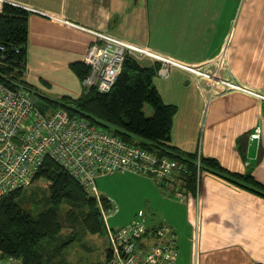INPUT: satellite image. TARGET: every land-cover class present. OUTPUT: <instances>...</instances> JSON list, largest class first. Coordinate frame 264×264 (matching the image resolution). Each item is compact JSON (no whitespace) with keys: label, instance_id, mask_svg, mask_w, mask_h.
Segmentation results:
<instances>
[{"label":"crops","instance_id":"1","mask_svg":"<svg viewBox=\"0 0 264 264\" xmlns=\"http://www.w3.org/2000/svg\"><path fill=\"white\" fill-rule=\"evenodd\" d=\"M15 2L28 12L22 78L40 97L81 95L84 85L72 63L83 62L95 32L211 70L222 59L221 72L232 75L235 86L210 100L187 71L153 76L162 101L175 106L169 143L179 153L213 157L230 172L250 173L264 185V0ZM257 127L259 136L251 138ZM196 179L183 200L161 201L157 192L163 211L141 214L149 226L172 227L175 264H264V196L209 171Z\"/></svg>","mask_w":264,"mask_h":264},{"label":"built area","instance_id":"2","mask_svg":"<svg viewBox=\"0 0 264 264\" xmlns=\"http://www.w3.org/2000/svg\"><path fill=\"white\" fill-rule=\"evenodd\" d=\"M7 3L26 9L15 0H0V12ZM3 50L0 44V52ZM127 57L156 61V75L162 78L168 77L173 68L189 72L207 100L233 88V78L227 75V78L218 77L217 82L224 65L222 59L211 70L206 63L193 64L163 56L148 46L103 32H95L83 57L89 68L82 79L84 87H94L100 92L110 90ZM3 62L4 58L0 57V64ZM0 75L9 81L0 79V197L32 184L47 158L62 166L97 199L96 177L116 172L153 176L176 190L180 200L186 197L183 176L188 171L186 162L127 142L106 127L64 108L41 110L31 88L7 78L6 73ZM227 82L233 83L230 88L220 86ZM259 131L257 127L250 137L257 138ZM200 157L197 154L194 159L197 168ZM200 172L197 169V176ZM106 218L104 214V222ZM107 238L111 255L104 264H175L177 239L167 223L149 226L145 217L138 215L118 228L107 225ZM0 264L23 263L0 251Z\"/></svg>","mask_w":264,"mask_h":264},{"label":"trees","instance_id":"3","mask_svg":"<svg viewBox=\"0 0 264 264\" xmlns=\"http://www.w3.org/2000/svg\"><path fill=\"white\" fill-rule=\"evenodd\" d=\"M27 15L23 7L8 3L0 12V44L4 48L0 52V57L4 58L0 73H6L7 78L24 85L22 72L26 62ZM157 67V62L142 65L137 59L127 57L117 80L106 92L84 87L78 97L59 100L34 94L41 110L64 108L71 114L106 127L127 142L186 162L188 171L183 176L186 185L193 189L199 169L218 174L264 196V185L252 174L230 172L213 157L201 156L200 167L197 168L194 162L197 153H179L169 143L175 106L164 103L153 86ZM72 68L81 79L89 70L84 62H74ZM30 90L33 91L32 88ZM144 104L152 108L149 117L143 112ZM38 178L45 179L46 191L28 198L29 206L27 202L22 204L18 201L22 189L0 197V251L6 256L21 259L23 264H67L54 258L57 251L78 240L83 233L107 234L108 223L101 218L95 196L52 159L45 160ZM102 205L104 209L108 208L110 202L102 198ZM105 255L107 260L111 255L109 248Z\"/></svg>","mask_w":264,"mask_h":264},{"label":"rangeland","instance_id":"4","mask_svg":"<svg viewBox=\"0 0 264 264\" xmlns=\"http://www.w3.org/2000/svg\"><path fill=\"white\" fill-rule=\"evenodd\" d=\"M224 63L226 65V62ZM228 76L233 78L232 75ZM218 77L227 78L221 71L217 76V82L219 83ZM231 84L233 83L227 82L220 86L224 85V88H227L229 85L230 88ZM233 86H235V84H233ZM50 108L57 109L60 107ZM143 112L146 116H151V106L149 104H144ZM95 181L99 192L98 199L95 197L97 207L100 210L102 220L103 215H107V223L111 227H120L133 216L141 215L148 210L149 213L153 215H157L159 211H163L164 203L162 204V202L156 201L159 197L157 192L160 196H163L160 198L161 201H172V199L177 201L180 200V198L177 197L176 190H172L167 185L160 182L159 179L146 174L116 172L98 175ZM43 191H46L45 179H35L32 184L22 189V194L18 198V201L24 204L27 202L28 198H31V196H34L38 192L44 194L45 192ZM102 198L110 202L108 208L104 209ZM29 203L31 202H27L28 206ZM147 222L149 223L148 218ZM107 241L108 238L106 233L102 235L83 233V235L79 236L78 240L71 242L65 248L59 249L54 258L57 260L62 259V262L67 264H104L106 260V250L109 248Z\"/></svg>","mask_w":264,"mask_h":264}]
</instances>
